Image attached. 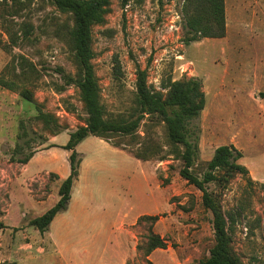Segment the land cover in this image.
<instances>
[{"label":"rangeland","instance_id":"obj_1","mask_svg":"<svg viewBox=\"0 0 264 264\" xmlns=\"http://www.w3.org/2000/svg\"><path fill=\"white\" fill-rule=\"evenodd\" d=\"M183 4L112 0L92 34L102 102L108 117L133 115L139 68L155 90L169 78L200 79L207 102L189 124L198 137L194 171L202 174L220 145L243 153L252 182L238 175L227 188L208 187L234 219L236 252L246 264H264V0H225V36L190 44ZM72 25L49 0H0V264H199L214 244L212 213L180 175V160L138 159L146 141L167 145L164 126L148 117L134 136L81 141L67 208L44 233L31 224L59 201L71 172L65 145L87 117L78 87L67 83L78 75ZM22 57L35 70L16 66ZM24 87L32 101L21 95ZM151 232L167 248L147 256Z\"/></svg>","mask_w":264,"mask_h":264},{"label":"trees","instance_id":"obj_2","mask_svg":"<svg viewBox=\"0 0 264 264\" xmlns=\"http://www.w3.org/2000/svg\"><path fill=\"white\" fill-rule=\"evenodd\" d=\"M59 10L72 16L73 25L68 31V42L77 66L78 75L69 79L68 84L75 83L79 89L81 100L87 113L84 125L70 132L65 148L71 151V172L59 187V201L44 214L31 220L37 230L44 233L57 214L67 208L72 197L75 180L79 176L80 159L77 145L88 136L109 138L112 135L134 136L145 118L162 124L167 137V145L161 146L153 140L143 143L144 150L135 154L140 160H164L174 156L182 162L180 175L193 184L202 193V204L212 213L214 244L209 254L199 260V264H246L236 252L233 244V217L223 209L221 194L210 190L208 185L216 183L224 189L238 175L252 182L249 168L240 163L243 153L233 144L218 146L212 158L207 162L205 171L198 174L194 165L198 157V137L189 126L190 121L197 118L204 110L207 102L203 83L197 77L169 78L163 83V90L152 89L148 84L146 70L139 68L137 91L135 96V113L129 117H108L101 97V87L95 73L93 59L95 52L92 45L94 26L103 24L110 12L112 0H49ZM125 6L130 0H120ZM225 0H184L183 15L186 29L185 42L190 44L203 37L218 38L226 34ZM14 44L18 40L13 39ZM16 66L22 69L35 70L34 64L22 57ZM8 88L12 85L1 81ZM21 95L32 101L34 94L24 87ZM45 122L48 115H39ZM194 136V137H193ZM31 155L21 161L27 163ZM145 219L156 221L157 215H144ZM3 226V223L0 222ZM158 248H167V242L156 233L151 232L146 244L145 254L148 256Z\"/></svg>","mask_w":264,"mask_h":264}]
</instances>
